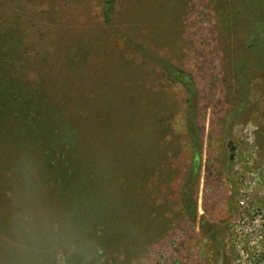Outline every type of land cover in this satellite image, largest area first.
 Masks as SVG:
<instances>
[{
	"label": "rangeland",
	"instance_id": "374dc122",
	"mask_svg": "<svg viewBox=\"0 0 264 264\" xmlns=\"http://www.w3.org/2000/svg\"><path fill=\"white\" fill-rule=\"evenodd\" d=\"M3 32L0 247L28 180L76 241L43 264H264V0H0Z\"/></svg>",
	"mask_w": 264,
	"mask_h": 264
},
{
	"label": "clouds",
	"instance_id": "9594fccd",
	"mask_svg": "<svg viewBox=\"0 0 264 264\" xmlns=\"http://www.w3.org/2000/svg\"><path fill=\"white\" fill-rule=\"evenodd\" d=\"M31 181L21 180L11 203L7 234L0 258L5 264H43L45 255L60 248L76 250V241L58 224L51 223L33 201Z\"/></svg>",
	"mask_w": 264,
	"mask_h": 264
},
{
	"label": "trees",
	"instance_id": "16d2710c",
	"mask_svg": "<svg viewBox=\"0 0 264 264\" xmlns=\"http://www.w3.org/2000/svg\"><path fill=\"white\" fill-rule=\"evenodd\" d=\"M107 2V1H106ZM5 34H7V33H0V38H3V37H5ZM1 74V73H0Z\"/></svg>",
	"mask_w": 264,
	"mask_h": 264
}]
</instances>
